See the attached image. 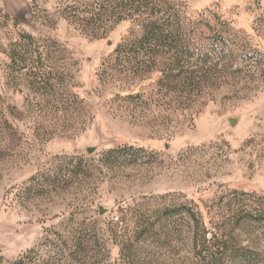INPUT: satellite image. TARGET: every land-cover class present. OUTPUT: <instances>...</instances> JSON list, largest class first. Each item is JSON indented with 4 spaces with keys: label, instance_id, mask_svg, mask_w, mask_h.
Returning <instances> with one entry per match:
<instances>
[{
    "label": "rangeland",
    "instance_id": "obj_1",
    "mask_svg": "<svg viewBox=\"0 0 264 264\" xmlns=\"http://www.w3.org/2000/svg\"><path fill=\"white\" fill-rule=\"evenodd\" d=\"M91 2L0 0V264H60L78 236L99 264H214L219 241V264H264V71L205 88L191 108L184 95L175 113L170 89L226 34L264 53V0H167L180 29L161 22L151 70L117 59L120 45L151 55L132 43L145 34L133 19L93 37L69 18ZM21 44L28 60L13 63ZM189 210L218 234L209 250L194 247ZM120 240L138 244L126 258Z\"/></svg>",
    "mask_w": 264,
    "mask_h": 264
},
{
    "label": "trees",
    "instance_id": "obj_2",
    "mask_svg": "<svg viewBox=\"0 0 264 264\" xmlns=\"http://www.w3.org/2000/svg\"><path fill=\"white\" fill-rule=\"evenodd\" d=\"M167 5V0H93V2L87 4V7H90L89 10H82L84 13L81 15L78 12H71V17L69 18H72V21L79 23L83 27V30L85 29L87 33L93 37H100L101 35L106 34L122 20L133 19V21L140 26L145 34L140 39H133L132 43L135 45L149 44L151 55L150 57L147 56L148 58L145 60H142L138 57L139 55L128 51L125 45H120L118 47L117 59L123 60L119 62H124V65L126 63L133 70H151L157 64V58H155L157 52L152 48L153 45H155L152 44V41L156 39L160 45L159 48L167 44L163 42V39L166 38L165 32L167 30L163 29V24L161 22L169 23L168 31L170 32H178L180 29L179 20L176 25V14L171 13V10ZM76 9L81 10L79 6H77ZM226 35L228 36H223L221 38L223 40L222 47L220 44L213 43L211 48L208 50H198L195 53L197 56H195L194 61L190 63V65L185 70L183 78H178V76H181L180 72L174 75V84L170 89H176L175 101L172 102L177 103L178 106L176 107V105H174L175 110L173 113L177 112L178 109L183 107L182 102L179 100L184 95L186 99V109L191 108L192 105H194V102L200 100L199 97L203 96L201 93L205 88L208 89L215 85H221L222 83H225L227 79H230V77H234L237 73L242 74L241 72H246L247 69L253 73L264 71V53L257 52L250 55L246 51V47L248 45L246 41H239V39L235 38L233 39L230 37V34ZM230 43L233 44L231 45ZM233 45H236L235 47L238 49L242 47V52L244 54L235 53V48H233ZM19 46L21 47L12 49L11 57L13 63H23V60H28L26 58L28 57L27 54H25V52H21L24 49V45L21 44ZM174 55L169 58L171 62L181 61L182 56L178 51ZM171 71L173 70H170V72ZM169 77H171V74L167 73L166 78L168 79ZM182 80L185 81L182 82ZM209 95L213 96V92H209ZM131 97H136L138 100H140L142 95L136 94L132 95ZM181 113L188 114L187 110H183ZM127 149V147L111 149L107 152V154L105 153V155L112 156V154L121 153ZM77 170L78 169L75 168H69L65 170L61 169L60 174L61 176L68 175L69 178H65L68 180L73 176L74 173H77ZM258 215H261L260 217L264 221V210ZM191 218L194 221L192 224L194 229V247H198L200 240L202 243L200 245L205 247L206 250H209L210 246L212 245L210 242H212V240L218 239V234L212 233V237L209 239V230L205 228V224L202 222V220H200V217L192 212ZM121 223L124 225L126 222L123 220ZM200 228H203V231H201ZM144 232H147V230H144L140 233H143L142 235L144 236ZM134 240H138L137 237ZM219 243L225 242L219 241ZM219 243L213 244V246H215L214 249L218 254L217 256L213 257L214 264H219L218 260L222 259V257L230 249L226 244ZM65 244L68 246L60 252V264H71L72 260L77 261V264H99L102 261L100 258H98V254L95 253L96 246L93 244L92 240L87 239L86 236L73 237L71 240L65 239ZM119 245L121 255L123 258H126V252L132 249L134 251V248L138 244H129L125 240H120ZM27 258V254L21 255L14 264H26L25 261ZM133 261L134 259L132 262Z\"/></svg>",
    "mask_w": 264,
    "mask_h": 264
}]
</instances>
